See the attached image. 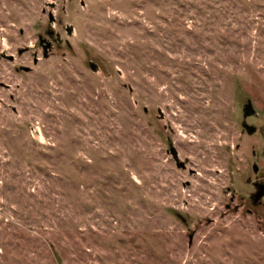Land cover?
I'll list each match as a JSON object with an SVG mask.
<instances>
[{
	"label": "rangeland",
	"instance_id": "374dc122",
	"mask_svg": "<svg viewBox=\"0 0 264 264\" xmlns=\"http://www.w3.org/2000/svg\"><path fill=\"white\" fill-rule=\"evenodd\" d=\"M255 162L264 0H0V264H264Z\"/></svg>",
	"mask_w": 264,
	"mask_h": 264
},
{
	"label": "water",
	"instance_id": "95a60500",
	"mask_svg": "<svg viewBox=\"0 0 264 264\" xmlns=\"http://www.w3.org/2000/svg\"><path fill=\"white\" fill-rule=\"evenodd\" d=\"M51 20L53 21L54 20V17L51 16ZM67 31L69 33L72 32V27L71 26H68L67 28ZM40 43L42 44L43 46V56L44 57H49L50 55V49L52 47V44L50 42H46V40L42 37H40ZM35 62H38V57L35 58ZM90 66L91 68H93L94 70H97V64L93 61L90 62ZM30 68L26 67V70H29ZM256 114V109L254 108L253 106V103H252V100L251 99H248L247 102L245 103L244 105V120L242 122V125L243 127L246 129V131L249 133V134H253L257 131V127L253 124H250L247 122L246 118L250 115H254ZM170 151L172 152L174 158L176 159L177 161V165L179 167H183L185 168L186 167V164L180 160L179 158V154H178V150L174 147V146H171L170 148ZM259 167H258V164H254V170L255 171H258ZM262 193H264V190H262L261 192H259L260 195H262ZM192 238V236H191Z\"/></svg>",
	"mask_w": 264,
	"mask_h": 264
},
{
	"label": "flooded vegetation",
	"instance_id": "af4514ba",
	"mask_svg": "<svg viewBox=\"0 0 264 264\" xmlns=\"http://www.w3.org/2000/svg\"><path fill=\"white\" fill-rule=\"evenodd\" d=\"M257 132V131H256ZM254 164H257L256 162ZM254 164H253V171L255 173V176L249 177L247 182L253 187V190L248 195L247 199L251 203L253 207H263L264 208V193L262 195L259 194L262 190H264V182L263 180L257 175L260 171V168L258 171L254 170ZM259 167V166H258ZM252 210V209H249Z\"/></svg>",
	"mask_w": 264,
	"mask_h": 264
}]
</instances>
